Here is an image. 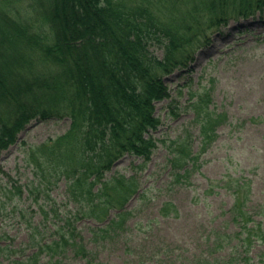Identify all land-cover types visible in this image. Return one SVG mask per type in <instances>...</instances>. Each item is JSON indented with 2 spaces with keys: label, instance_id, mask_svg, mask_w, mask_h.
I'll list each match as a JSON object with an SVG mask.
<instances>
[{
  "label": "trees",
  "instance_id": "1",
  "mask_svg": "<svg viewBox=\"0 0 264 264\" xmlns=\"http://www.w3.org/2000/svg\"><path fill=\"white\" fill-rule=\"evenodd\" d=\"M257 16H264V0H0V154L32 120L69 117L67 132L29 146L27 154L44 176V163L53 169L49 184L66 179L75 215L102 223L115 211L95 231L104 237L123 226L124 207L139 187L134 175L108 173L127 154L151 158L158 145L152 132L161 124L156 102L171 94L164 77L186 66L230 20ZM154 41L162 57L151 50ZM201 100L193 103L200 149L181 137L172 140V185L189 181L191 162L194 167L225 119L203 110ZM226 187L239 241L249 250L264 242V227L247 204L251 181L235 178ZM171 208L165 203L163 214ZM78 237L73 216L64 218L51 240L32 243L36 251L9 264L36 263L43 252L54 257L68 249L98 264ZM0 248L9 256L15 251Z\"/></svg>",
  "mask_w": 264,
  "mask_h": 264
},
{
  "label": "rangeland",
  "instance_id": "2",
  "mask_svg": "<svg viewBox=\"0 0 264 264\" xmlns=\"http://www.w3.org/2000/svg\"><path fill=\"white\" fill-rule=\"evenodd\" d=\"M209 36L186 66L164 77L171 94L156 102L161 124L152 132L158 145L151 158L144 162L127 154L109 171L134 175L139 187L124 207L123 226L104 237L95 231L115 211L102 223L75 215L78 208L68 198L66 179L49 184L47 172L53 169L44 163V176L27 154L29 146L67 132L71 119H34L26 125L17 142L0 154V246L15 249L9 256L0 248V262L32 254L37 250L32 243L51 240L64 218L73 216L82 235L78 239L94 251L98 264H264V242L248 250L239 241V227L232 221L234 198L226 187L228 180L250 179L247 204L264 227V16L232 19ZM151 50L163 56L157 41ZM200 97L203 110L225 119L194 167L191 162L189 181L172 185V140L181 137L193 151L200 149L193 108ZM167 202L175 208L169 215L162 212ZM27 264L90 263L68 249L54 257L43 252L36 263Z\"/></svg>",
  "mask_w": 264,
  "mask_h": 264
}]
</instances>
